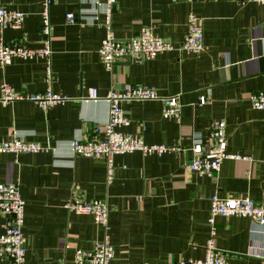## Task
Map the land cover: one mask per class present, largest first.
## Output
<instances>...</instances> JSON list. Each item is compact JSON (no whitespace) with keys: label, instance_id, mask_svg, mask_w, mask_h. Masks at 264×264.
<instances>
[{"label":"crops","instance_id":"1","mask_svg":"<svg viewBox=\"0 0 264 264\" xmlns=\"http://www.w3.org/2000/svg\"><path fill=\"white\" fill-rule=\"evenodd\" d=\"M98 1L54 0L49 7L52 89L76 101L46 110L29 101L0 103V142L14 134L49 147L37 154L0 153V184H16L25 202L24 264H75L77 250L90 251L103 239V229L90 215L63 207L75 189L86 201L102 200L109 207L107 232L114 252L109 264L202 259L209 241L226 253L228 264H264V225L217 216L213 231L208 222L213 195L248 197L264 205V110H253L250 103L253 93H264V5L115 0L111 24L118 40L149 28L175 49L151 61H117L108 70L98 55L105 35ZM0 6L25 15L19 29L0 30V38L39 47L42 0H0ZM69 13L75 16L72 24L66 23ZM189 14L203 22L204 49L198 56L178 51ZM45 67L40 58L13 59L0 65V85L21 94L43 93ZM125 85L152 88L161 98L178 97L180 114L178 120L164 119L158 100L120 102L129 122L119 128L122 132L147 145L187 148L206 139L211 123L223 120L227 152L241 158L225 159L219 172L207 177L186 169L188 152L178 157L132 152L111 157L107 180L105 158L76 157L68 148L73 139L103 136L109 107L104 100H85L88 91L96 89L104 98ZM4 222L0 216V234Z\"/></svg>","mask_w":264,"mask_h":264},{"label":"built area","instance_id":"2","mask_svg":"<svg viewBox=\"0 0 264 264\" xmlns=\"http://www.w3.org/2000/svg\"><path fill=\"white\" fill-rule=\"evenodd\" d=\"M54 0H42L41 11V42L37 48L27 46L20 42H6L0 38V65L5 67L13 59L33 60L43 59L46 62L45 81L46 90L37 94L16 93L6 83L0 85V103L8 104L15 101H29L39 108L46 110L55 105L71 103L70 99L61 93H55L52 89L51 76V24L49 7ZM197 2L201 0H186ZM264 5V0H255ZM102 10V28L104 38L98 49L99 58L108 70L115 62L127 60L135 62L151 61L159 55L175 49L174 45L163 38L157 37L149 28H143L140 32L127 41L118 40L112 29L111 19L115 6V0H101L96 3ZM25 19L24 13L0 6V30L19 29ZM75 16L72 13L66 15V23L72 24ZM204 49L203 22L193 14H189L186 23V33L181 45L178 47L180 54L198 56ZM87 101L96 102L104 100L108 107V120L104 125L103 136L93 135L88 139H73L69 143V151L73 156L85 159L105 158L108 164L107 180L111 179V157L132 152H139L143 156L161 157L165 154L181 156L189 153L190 161L186 169L199 176L212 177L216 175L225 159H240L238 155L227 152L228 135L226 123L223 120L211 123L205 140L194 141L187 148L179 144L173 145H147L138 136L122 132L119 128L129 124L119 108L120 102L152 101L158 100L162 104V116L164 119H179L180 104L178 97L161 98L157 92L149 87L141 85H125L121 90H110L104 98L99 97L96 89L88 91ZM206 98H200V104H204ZM253 110H264V93H253L250 96ZM98 128H94V134ZM49 147L38 142L23 141L11 135L5 141L0 142V153L11 155L37 154L48 151ZM25 202L21 198L16 184H0V216L5 218L4 229L0 234V260H8L10 264H24L27 252L26 240L23 234ZM67 211L77 215H90L96 225L103 229V239L94 243L92 250H77L74 254L75 264H109L113 258V247L108 236L109 207L105 201H86L79 190H73L69 199L63 206ZM239 217L249 219L251 222L264 225V205L257 204L248 197H218L213 195L209 200V224L214 231V218ZM212 231V234L214 233ZM177 264H228L226 253L216 249L211 241L206 246V252L202 259H179Z\"/></svg>","mask_w":264,"mask_h":264},{"label":"water","instance_id":"3","mask_svg":"<svg viewBox=\"0 0 264 264\" xmlns=\"http://www.w3.org/2000/svg\"><path fill=\"white\" fill-rule=\"evenodd\" d=\"M132 62H135V61L130 58L127 59V64L132 63Z\"/></svg>","mask_w":264,"mask_h":264}]
</instances>
